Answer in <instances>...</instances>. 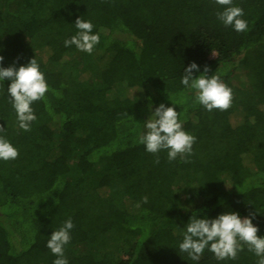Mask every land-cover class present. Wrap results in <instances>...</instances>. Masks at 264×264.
Returning <instances> with one entry per match:
<instances>
[{
    "label": "trees",
    "instance_id": "1",
    "mask_svg": "<svg viewBox=\"0 0 264 264\" xmlns=\"http://www.w3.org/2000/svg\"><path fill=\"white\" fill-rule=\"evenodd\" d=\"M233 5L247 31L215 0H0V66L36 58L48 84L24 131L0 81V136L19 152L0 160V264H53L47 242L69 218V264H257L247 245L235 260L179 251L193 214L252 216L264 237V0ZM81 17L100 37L83 71L50 70L78 50L64 41ZM192 62L231 88L228 110L195 102ZM161 103L196 137L188 162L138 143Z\"/></svg>",
    "mask_w": 264,
    "mask_h": 264
},
{
    "label": "clouds",
    "instance_id": "2",
    "mask_svg": "<svg viewBox=\"0 0 264 264\" xmlns=\"http://www.w3.org/2000/svg\"><path fill=\"white\" fill-rule=\"evenodd\" d=\"M215 3L226 6L223 11L217 12L218 19L225 26H232L237 32L248 30L242 7L233 5V0H215ZM75 26L78 32L64 41L65 46L75 45L78 50L91 54L100 40L99 34H93L94 25L81 17L77 18ZM3 60L4 57L0 55V65ZM194 69L199 70L196 62H192L184 70L181 83L195 91V102L209 112L214 109L228 110L232 106L233 93L231 88L222 82L218 72L209 76V67L206 65L201 75L194 76ZM5 78L11 80L7 92L17 115L18 126L24 131H30L32 122L37 119L31 105L43 99L48 91L44 73L40 70L37 59L33 58L28 64L18 68L15 65L0 66V81ZM144 125L146 132L139 136L138 143L143 144L147 152L158 154L166 150L169 161H174L179 156L182 162H188V157L193 154L196 137L183 129L179 113L174 106L168 107L161 103ZM4 130V126L0 125V132ZM18 156V149L5 137L0 136V160H15ZM156 163H159L158 157ZM143 199L147 202L148 198L145 196ZM73 227L74 223L69 218L62 227L55 229L51 234L47 247L57 257L53 264H69L64 251L65 246L70 243V230ZM258 231L252 216L241 217L238 212H224L211 219L198 218L193 214L186 225L179 251L187 253L193 261H198L206 248L214 253L218 260H235L244 245H247L248 250L259 257L257 264H264V237L259 236Z\"/></svg>",
    "mask_w": 264,
    "mask_h": 264
},
{
    "label": "rangeland",
    "instance_id": "3",
    "mask_svg": "<svg viewBox=\"0 0 264 264\" xmlns=\"http://www.w3.org/2000/svg\"><path fill=\"white\" fill-rule=\"evenodd\" d=\"M0 39L5 40L4 34L0 33ZM84 51L76 50L74 53L69 54L68 58L64 62L59 63H49L48 67L50 70H64V71H73L78 70L80 71L84 68L83 58ZM215 54L212 55L214 57Z\"/></svg>",
    "mask_w": 264,
    "mask_h": 264
}]
</instances>
